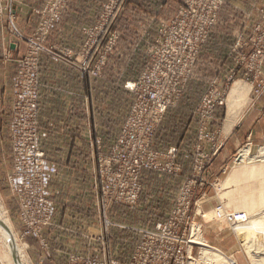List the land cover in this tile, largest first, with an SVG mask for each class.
I'll use <instances>...</instances> for the list:
<instances>
[{
  "label": "rangeland",
  "instance_id": "rangeland-1",
  "mask_svg": "<svg viewBox=\"0 0 264 264\" xmlns=\"http://www.w3.org/2000/svg\"><path fill=\"white\" fill-rule=\"evenodd\" d=\"M25 1L29 16L16 31L15 0H0V51L5 56L13 43L6 27L26 44L14 59L9 92L10 169L0 160V207L25 264H39L28 239L47 248L60 207L67 221L73 210L90 216L93 247L109 243V255L68 252L58 264L75 255L138 264L150 237L162 235L158 226L168 223L171 264L202 263L200 247L189 243L193 225L225 264H252L243 231H260L264 220L234 212L243 204L238 189L258 180L231 184L228 177L264 171V162L236 163L242 149L251 157L264 149V0ZM48 58L58 61V139L49 142L41 115L52 88L43 70ZM238 81L246 98L225 134L228 95ZM34 130L42 164L30 154ZM220 154L221 172L212 168ZM26 171L41 172L39 194L15 191L29 180ZM217 207L235 222L217 221Z\"/></svg>",
  "mask_w": 264,
  "mask_h": 264
},
{
  "label": "crops",
  "instance_id": "crops-1",
  "mask_svg": "<svg viewBox=\"0 0 264 264\" xmlns=\"http://www.w3.org/2000/svg\"><path fill=\"white\" fill-rule=\"evenodd\" d=\"M15 2L16 3L12 6L11 14L16 16L17 19L16 31H20L21 28H23V25H25V18L29 16V9L27 6L28 3L25 0H18V2L17 0H15ZM6 30H8L6 34L9 35V39L11 43H13L6 44L9 52H6L5 56H3L2 52L0 51V160L2 161V163H6L8 165L7 169H10L11 156L8 135L10 112L9 92L15 69L14 59L17 55L25 53L26 44H23L22 42H16L15 31H13V29H9L8 27H6ZM43 66V70H46L45 74L49 75L48 79L52 87L51 90L45 89V92L49 93L45 98L41 113V115H44L43 122L45 123L46 131L42 132V138H47V142H49L50 140L58 139V61H54L53 58H48L44 61ZM45 84L47 86L49 85L48 80H45ZM237 132L238 128H235L229 135V137H226L227 141L235 137L236 134H238ZM222 154H220L219 157ZM219 157L214 162V164H219H213L212 166V168L216 167L217 170H219L222 164L225 162V160H222V158ZM221 171L222 170L220 169V172ZM61 210L62 208L60 207L56 216V226L52 227L45 234V243H47V248L42 249L38 242L32 239H28L29 252L30 249H32L33 252H37L39 264H58V261H61L60 259H62L63 261V257L65 260V256L68 252H76L88 255L90 254L95 257H97V255L99 257L101 254L102 256L109 255V243H98L97 245H99L101 251L97 249L96 252L95 247H93L94 239H92L91 236L94 235V232L89 230V226L91 224V220H89V214H86L89 217H80L79 213L73 210L72 220L67 221L64 217L65 214L63 215ZM70 225H74L75 228H72V230H68L67 228H70ZM80 226H84L85 230L82 231ZM96 238L97 240L99 239V237ZM101 239L102 238H100L99 240ZM58 245H61L62 248L58 247ZM34 246H36L38 250L36 248V251H34ZM70 246L72 248H70ZM126 252L129 255L130 251ZM30 255L32 258L35 257L34 255V257L32 256L31 252Z\"/></svg>",
  "mask_w": 264,
  "mask_h": 264
},
{
  "label": "bare ground",
  "instance_id": "bare-ground-1",
  "mask_svg": "<svg viewBox=\"0 0 264 264\" xmlns=\"http://www.w3.org/2000/svg\"><path fill=\"white\" fill-rule=\"evenodd\" d=\"M246 93H247V88L242 82L240 81L235 82L234 85L232 86L229 92V95H228V103H227L228 117L224 125L225 134H227L232 129V127L235 126L239 118V109L243 106L245 102ZM243 160H245L244 161L245 165L253 161L263 163L264 162V149L263 148L259 149L254 157L250 156L248 148L242 149L240 151L239 157L236 160L237 165H242L241 163ZM253 172L250 170V172L244 175V178H242L243 176H239L240 178L239 180L237 176L233 174L234 172H232L229 175L228 181L231 184L242 181V179L247 180L248 177L255 178L256 176L258 180L257 185L250 184V185L244 186L241 189H238V192L240 195L238 196V198H236V200H239L238 202L243 203V204H240V208H239L240 210H237L235 212L233 211V212L237 218L240 216L247 215V218H255V219L257 218L256 221L258 220L262 221L264 220V171L258 169L257 172L255 171ZM244 180L242 183H244ZM2 209L3 208L1 206L0 207V241L3 243V246L0 247V262L4 264H25L26 261H25L24 251L22 247L18 244V240L15 234L13 233L10 223L8 219L6 218V216L4 215ZM242 210H245V211H242ZM253 221L251 220L250 223H253ZM248 223L249 221L246 224ZM246 224L244 225V227L246 226ZM250 227H252V225L248 226L247 228H250ZM250 229L252 231L251 233H247V231H243L247 234V236L244 235V237H242L241 239V240H244L243 243H245L246 244V245L244 244L245 247L248 248V251H249L248 255H250V258H251V260L249 261L250 262L252 261L251 262L252 264H264V241H263L264 228L261 229L260 231H258L260 228H256V227L250 228ZM238 232L239 231H237V233ZM189 243L200 247V259L199 260H201L203 264H225L227 262L225 258L218 255L215 252V250L209 247L206 241L202 239L201 232L197 225L196 226L193 225ZM246 248L244 249L246 250ZM245 253H247V251ZM189 264H196V263L192 261ZM229 264H237V263L233 261V262H230Z\"/></svg>",
  "mask_w": 264,
  "mask_h": 264
},
{
  "label": "built area",
  "instance_id": "built-area-1",
  "mask_svg": "<svg viewBox=\"0 0 264 264\" xmlns=\"http://www.w3.org/2000/svg\"><path fill=\"white\" fill-rule=\"evenodd\" d=\"M33 134L35 135L34 143L31 146L30 154L34 157H37V160H40V164L43 162L41 161L42 159V154H40L38 151L39 149L36 146V136H37V130L33 131ZM15 158H17L15 156ZM19 166H24V165H19ZM27 168V167H26ZM27 172V171H26ZM29 176V180L20 183V185H17L15 188V191H19L21 188H28L30 190L34 189L35 191L38 189L40 190L41 186V180L42 175L41 172L39 173H33L32 175L27 172ZM38 178V181H36ZM42 187V186H41ZM42 189V188H41ZM37 190V194L40 192ZM28 210H33V206L27 205L26 207ZM215 214V219L217 221H226L230 224H233V221L235 222V219L233 216L228 215L224 213L222 207H217L214 211ZM29 216V215H28ZM25 216L24 218L28 217ZM35 222L34 220H32ZM27 222H30V217L27 218ZM45 223H43L44 225ZM171 227L172 225L170 223L166 224L165 226H158V230L162 231V235L159 238H155L153 235L150 237L149 242L146 244L144 250V255H140L138 258L135 260L138 261V264H171L174 260L172 258L174 257V252L168 247L167 245V239L169 241L170 235L174 234L171 232ZM29 233H32L34 236H38L37 232H32L28 231L27 235H31ZM143 246V244L140 245L139 249ZM138 249V250H139ZM176 260L182 261V257L179 256ZM95 260H91L89 258H83L78 255H75L73 258L70 260V264H96Z\"/></svg>",
  "mask_w": 264,
  "mask_h": 264
}]
</instances>
